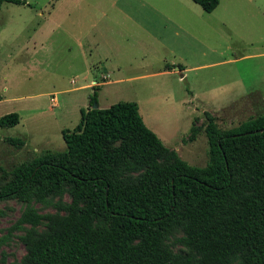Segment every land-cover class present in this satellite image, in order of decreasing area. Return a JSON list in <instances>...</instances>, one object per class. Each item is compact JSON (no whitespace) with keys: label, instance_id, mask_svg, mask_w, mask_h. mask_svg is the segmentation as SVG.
<instances>
[{"label":"rangeland","instance_id":"374dc122","mask_svg":"<svg viewBox=\"0 0 264 264\" xmlns=\"http://www.w3.org/2000/svg\"><path fill=\"white\" fill-rule=\"evenodd\" d=\"M25 1L0 5V116L19 115L0 126L5 169L64 150L62 130L96 85L99 108L135 101L146 126L194 166L208 161L206 113L229 129L264 111V0H218L211 12L193 0ZM0 207L2 236L23 206ZM20 233L1 245L0 264L25 254Z\"/></svg>","mask_w":264,"mask_h":264},{"label":"trees","instance_id":"16d2710c","mask_svg":"<svg viewBox=\"0 0 264 264\" xmlns=\"http://www.w3.org/2000/svg\"><path fill=\"white\" fill-rule=\"evenodd\" d=\"M193 1L205 12L218 5ZM93 87L90 107L62 130L64 150L0 165V205L23 206L0 247L17 230L25 248L1 263L264 264V111L229 129L206 113L208 161L194 166L146 126L135 101L92 108ZM18 119L6 113L0 126Z\"/></svg>","mask_w":264,"mask_h":264},{"label":"water","instance_id":"95a60500","mask_svg":"<svg viewBox=\"0 0 264 264\" xmlns=\"http://www.w3.org/2000/svg\"><path fill=\"white\" fill-rule=\"evenodd\" d=\"M92 108H97L98 107V104L96 103V100L95 101H93V103H92V106H91Z\"/></svg>","mask_w":264,"mask_h":264},{"label":"crops","instance_id":"0c3cea01","mask_svg":"<svg viewBox=\"0 0 264 264\" xmlns=\"http://www.w3.org/2000/svg\"><path fill=\"white\" fill-rule=\"evenodd\" d=\"M178 70H181V68H178Z\"/></svg>","mask_w":264,"mask_h":264}]
</instances>
